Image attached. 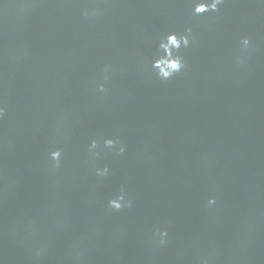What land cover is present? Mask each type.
<instances>
[{
	"label": "water",
	"instance_id": "95a60500",
	"mask_svg": "<svg viewBox=\"0 0 264 264\" xmlns=\"http://www.w3.org/2000/svg\"><path fill=\"white\" fill-rule=\"evenodd\" d=\"M193 6L0 0V264H264V4L225 0L201 16ZM93 8L102 14L85 20ZM187 28V67L162 81L160 40ZM116 138L123 156L103 149ZM122 185L133 207L112 212Z\"/></svg>",
	"mask_w": 264,
	"mask_h": 264
},
{
	"label": "clouds",
	"instance_id": "9594fccd",
	"mask_svg": "<svg viewBox=\"0 0 264 264\" xmlns=\"http://www.w3.org/2000/svg\"><path fill=\"white\" fill-rule=\"evenodd\" d=\"M261 4H264V0H259ZM225 4V0H193V15L201 16L206 13H219L221 7ZM101 11L98 8L86 9L82 15L85 20L95 19L101 15ZM192 29L187 28L184 34L171 33L161 38L159 43V49L166 53V56L159 57L152 62V68L155 70L156 75L162 81H168L173 79L176 75L182 73L187 67L184 57L180 55L182 49L189 48L192 40ZM240 46L242 51H247L252 47V42L249 38L244 37L240 40ZM234 63L237 66H243L246 63V59L243 56L234 58ZM103 80L107 83L110 80V67L105 66L103 69ZM98 92L101 94H107L108 89L105 84H99ZM7 114V108L3 104H0V120H3ZM101 149V142L97 139H93L88 145V154L91 159H99ZM103 149L114 152L117 156H123L127 151V147L123 144L119 138L116 139H104ZM49 158V170L52 173L57 172L63 167L64 152L60 148L50 150L48 153ZM111 174V169L108 166L95 167V176L102 180ZM216 199L211 198L207 202L209 208L216 206ZM107 207L112 212H121L124 209H131L133 207V200L129 198L126 187L123 185L120 187L119 192L108 201ZM169 233L167 230L157 229L153 233V243L159 248L166 246L168 243ZM47 252L46 247H41L36 251L35 255L38 258H42Z\"/></svg>",
	"mask_w": 264,
	"mask_h": 264
}]
</instances>
